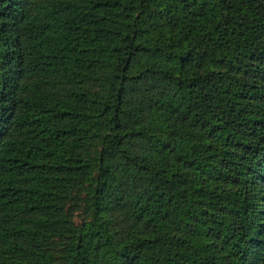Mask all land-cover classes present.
I'll use <instances>...</instances> for the list:
<instances>
[{
	"label": "trees",
	"instance_id": "trees-1",
	"mask_svg": "<svg viewBox=\"0 0 264 264\" xmlns=\"http://www.w3.org/2000/svg\"><path fill=\"white\" fill-rule=\"evenodd\" d=\"M261 31L264 0H0V264H264ZM187 204L228 262L173 231Z\"/></svg>",
	"mask_w": 264,
	"mask_h": 264
},
{
	"label": "rangeland",
	"instance_id": "rangeland-1",
	"mask_svg": "<svg viewBox=\"0 0 264 264\" xmlns=\"http://www.w3.org/2000/svg\"><path fill=\"white\" fill-rule=\"evenodd\" d=\"M255 39L259 42L262 43L264 46V31L259 32L258 34L255 35ZM255 62H264V55H262L259 58L251 56ZM225 67V66H223ZM234 67V70H237V68ZM226 68V67H225ZM256 77H259L258 79L261 81H264V74L260 73L255 75ZM257 79V78H256ZM197 127H201V123L197 124ZM210 136L217 144H220V140L218 136L214 133H210ZM224 144V140L221 142ZM225 147L230 149L234 154L241 151V148L236 145L233 142H230L229 144H224ZM242 152H244V149H242ZM242 152H239L237 156H240L238 159L241 161H244V158L242 157ZM230 156H234L231 153H229ZM236 156V157H237ZM224 156L222 155H214V154H208V162H211V164H214L216 162L215 160L218 161V166H223L226 163V160L223 159ZM235 157V156H234ZM232 159V158H231ZM197 164V163H196ZM234 167H236V163L231 166L229 169L230 174L233 175V177H227L225 179L227 180H220L218 178L219 173L222 174L220 171L219 173H213L209 174V172L205 171L200 165L197 164V167L195 166V163L192 164L191 170L194 172L191 174L192 178L197 180V184L202 186H207L210 188H215V187H220V189H223L224 191H228L230 189H236L238 187V183H236L234 179L235 171ZM189 169V168H188ZM254 187L257 186V179L255 178L253 182L251 183ZM241 192H244V187L240 188ZM81 200L79 205L74 209L71 213V216L75 223L77 225H82L86 220L90 218V207L89 203L87 202L86 199V194L81 192ZM263 207H264V200L262 202ZM72 205V201L68 202V206ZM190 210V205H186L181 213L177 214L176 221L173 222L171 228L173 231H176L178 233H183V234H189V235H194L195 236V243L196 245L201 248L202 250H206L211 255H215L218 258V261H221L223 263L228 262V254L231 252V247H227V241L224 240V235L221 234L220 232L214 233V230H209V224L208 223H203V221L197 220L194 216H191L189 213ZM218 213V210H214V214ZM225 220H227L228 223L233 224V225H239L240 224V216L235 213V212H221ZM220 215V214H219ZM196 264H203V261H200ZM217 264V262H216Z\"/></svg>",
	"mask_w": 264,
	"mask_h": 264
}]
</instances>
